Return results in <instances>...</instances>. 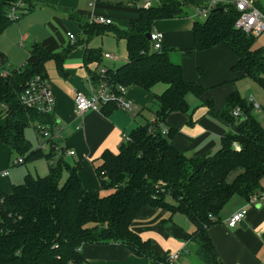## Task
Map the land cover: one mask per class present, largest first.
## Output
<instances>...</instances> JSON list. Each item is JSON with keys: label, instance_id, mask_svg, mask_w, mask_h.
I'll return each instance as SVG.
<instances>
[{"label": "trees", "instance_id": "obj_1", "mask_svg": "<svg viewBox=\"0 0 264 264\" xmlns=\"http://www.w3.org/2000/svg\"><path fill=\"white\" fill-rule=\"evenodd\" d=\"M15 1L0 0V33L12 23L7 14ZM23 1L28 9L34 7V2L57 4V0ZM201 5L194 0H161L147 9L139 7L137 16L124 28L88 24L80 12L65 8L87 39L107 32L125 41L126 62L106 69L104 74L112 88L138 86L150 91L157 83L166 85L162 93L153 95L158 106L155 119L134 127L128 134L130 139L123 141L117 152L101 153L100 163L95 166L97 188L82 186L78 163L70 165L62 154L55 159L53 142L47 152L32 148L25 129L33 126L36 130L39 123L50 130L55 120L51 113L26 108L19 100L28 80L37 75L47 78L48 61L63 71L68 54L84 40L59 51H48L34 41L29 54L37 57L36 62H26L11 71L3 67L0 54V118H4L0 141L26 161L39 157L48 161L45 175L26 174L9 193L0 190V264H80L85 243L111 242L162 264L167 256L158 255L151 242L131 228L146 205L170 214H184L194 225L189 237L196 244L197 256L206 264H221L208 229L218 223L221 209L232 196L247 201L260 188L264 177V129L251 114L252 101L237 91L227 96L221 109L214 107L210 97L201 99L206 89L185 80L182 64L170 55L174 50L163 46L154 50L145 36L155 21L184 17L186 7ZM238 15L235 6L228 3L210 9L203 20L194 19L193 44L183 51L222 45L236 56L232 71L240 72L264 90V45L254 47L255 36L235 26ZM101 55L99 49L86 47L82 62L85 66L99 63ZM88 73L93 85L103 78L99 72L88 69ZM188 94L201 100L208 107L207 114L229 128L221 136L219 147L201 157L178 151L172 144L177 128L166 121L171 112H190ZM106 104L116 107L113 102ZM236 106L240 110L237 117L231 113ZM261 109L264 111V103ZM103 190L108 192L102 194Z\"/></svg>", "mask_w": 264, "mask_h": 264}, {"label": "crops", "instance_id": "obj_2", "mask_svg": "<svg viewBox=\"0 0 264 264\" xmlns=\"http://www.w3.org/2000/svg\"><path fill=\"white\" fill-rule=\"evenodd\" d=\"M61 1L68 4L72 2L71 0ZM105 1H100L96 12L110 17L112 24L116 25V22H121L122 28L126 27L129 21L138 14V7L134 5L119 6L115 5L118 0ZM194 1L198 4L206 2V0ZM253 1L264 10V0ZM109 7H116L120 11L105 12L104 10ZM88 10L86 12L79 11L85 19ZM193 21V18L182 17L157 20L154 22L152 30L164 34L163 47L174 50L170 55L173 54V59L177 55V59H175L182 64L185 80L195 82L206 89L201 99L205 100L210 97L214 102V107L221 109L226 105L227 96L234 91L245 98V92L249 90L251 84L245 80L248 77L240 72L232 71L231 67L236 61V56L231 51L222 45L206 50L195 49L188 53L183 51L193 44ZM75 41L77 39L70 40L68 44ZM40 43L48 51L60 50L52 38ZM86 47H88L87 43H81L68 54L63 64V71H58L55 66L52 71L46 67L47 78L51 83L55 97V107L51 113L55 125L50 129V138L43 139L35 132L36 143L33 144L31 139L27 138L26 133L25 136L33 149H38L40 144L45 143L44 151L46 152L49 150L50 143L53 142L55 159L62 154L70 165L78 163L80 165L78 171L80 182L84 188L90 189L99 187L95 166L100 163L101 153L104 150L117 152L124 141V134L128 135L137 125H143L145 122L155 119V111L158 106L153 100V95L162 93L166 85L157 83L150 91L138 86L127 88V96L135 103L136 109L134 110L138 111L134 118H130L126 111L110 104L102 105L98 111L89 110L77 115L74 111L76 92L81 91L88 94L93 85L88 80L90 76L88 69L91 72H99L101 68L115 69L126 62L127 58L125 50L124 54H111L112 58L102 57L99 63L92 62L85 66L82 56ZM101 53L108 52L101 50ZM36 60L35 55H30L27 61L34 63ZM189 95L192 94L187 95L190 112H171L166 121L169 125L177 128V132L172 138V144L178 151L187 156L201 157L213 153L219 147L221 136L227 133L229 128L208 115V107L202 105L201 100ZM3 124L4 118H0V126ZM31 127L33 128V126ZM68 149L74 150V154L67 155L66 150ZM12 153L14 152L0 141V172L7 171L6 175L0 177V190L5 193L11 191L12 185L21 183L26 174L32 176L46 174L40 173L41 175H39L34 165L38 161L44 160V157L13 164ZM31 163L36 174L31 173L29 168ZM45 166L48 172V161ZM256 193L261 195V198L253 205L247 204V201L240 196H238L239 199L232 200L237 195L232 196L221 209L218 223L208 229V235L221 264H264V177L261 179L260 188ZM241 208L247 210L244 218L235 226H228V218ZM131 228L141 238L148 239L158 255L166 257L172 252H179L177 260L170 263L165 258L162 264H206L195 252L196 244L189 237V234L194 230V225L184 214L178 212L170 214L165 209L146 205L140 209L132 221ZM81 251L84 261L80 264H155L150 259L136 256L124 246L114 242L85 243Z\"/></svg>", "mask_w": 264, "mask_h": 264}, {"label": "built area", "instance_id": "obj_3", "mask_svg": "<svg viewBox=\"0 0 264 264\" xmlns=\"http://www.w3.org/2000/svg\"><path fill=\"white\" fill-rule=\"evenodd\" d=\"M101 0H87L88 14L87 22L90 24L107 25L112 24V19L103 13L96 12L97 5ZM161 0H118L122 4L134 5L136 7H143L145 9L158 4ZM232 3L239 15L235 21V26L244 30L245 32L251 33L254 36L259 35L264 31V13L255 5L253 0H206L201 6L193 7L197 16L205 18L215 6L221 4ZM25 10H28L26 3L23 0H17L11 3L8 10V18L11 21H17L21 15L24 14ZM70 40H75V35L72 32H67ZM150 42L154 50L161 49L163 46L164 34L157 30H152L150 33ZM25 37H22V41ZM103 58H112L109 53H102ZM106 69L101 68L99 73L102 75V79L96 84L92 85L88 94L81 91L76 92L74 97V111L77 115H81L86 111H98L103 104L113 102L117 108L130 112L136 109L135 103L127 96V88L123 85H117L116 88H112L107 79H105ZM5 75V72L3 73ZM19 100L23 106L29 109H34L41 113H52L55 107V97L52 90V86L48 78L37 75L32 79L28 80L23 89L21 90ZM252 100L251 98L249 99ZM254 106L258 107V104ZM232 115L237 117L240 115L239 107H235L232 110ZM36 130L40 137L50 138V130L43 124H37ZM58 135V134H57ZM128 135H123V140H129ZM39 147L43 150L46 149V144L42 143ZM66 154L71 156L74 154V150H66ZM22 157L15 158L12 163L20 164L23 163ZM7 174L4 170L0 172V177ZM261 195L254 193L251 194L247 200V204L253 205ZM246 208H241L234 212L227 220V225L230 227L235 226L240 220L246 215ZM179 258V252H172L167 255V261L170 263L174 262Z\"/></svg>", "mask_w": 264, "mask_h": 264}, {"label": "rangeland", "instance_id": "obj_4", "mask_svg": "<svg viewBox=\"0 0 264 264\" xmlns=\"http://www.w3.org/2000/svg\"><path fill=\"white\" fill-rule=\"evenodd\" d=\"M71 1L72 4H68L59 0L55 5H46L34 2V7L32 9L25 10L24 14L21 15L17 21H12V23L0 33L1 63H3L5 70H15L21 67L23 63L28 62L27 60L30 57L29 50L33 41L41 42L48 38H52L61 50L68 45L70 40L67 37V32L71 31L72 33L74 32L77 41L84 40L89 48L99 49L100 51L102 50L115 55L118 53H125V41L123 39H116L112 33L106 32L102 34H93L87 39L85 34L78 27V22L69 19L68 12L65 10V8H68L76 12H86L88 10L87 0ZM115 10L120 11V9L116 7H109L104 11L107 13H114ZM185 11L187 15L182 18L203 20L202 17L196 15L195 9L193 7H186ZM83 19L85 18L83 17ZM116 25L118 27H123L121 22H116ZM22 37H25V40L22 41ZM261 45H264V31L255 36L254 47H259ZM172 55L173 54H171V56ZM175 58L177 59V55ZM175 58L173 59L174 61H176ZM45 66L52 71L54 70L55 64L53 61H49L45 64ZM245 80L251 84L249 90L245 92V99H249V97H251L253 105L258 104V107H252L251 114L259 121L262 128L264 129V111L261 109V106L264 102V90L251 79L246 78ZM189 96L193 97V95ZM136 111L137 110H132L127 112V115L130 118H134L138 112ZM33 128H27L25 133L27 138H30L32 143L35 144L36 130ZM36 134L39 135L38 132H36ZM12 155V159L14 160L17 155L15 153H12ZM46 162L44 159L34 164L39 175H41L40 173H47V167L45 166ZM29 168L31 169L32 174L37 173L32 169V163L29 165ZM63 178H65V176ZM107 192L108 190H103L102 194H106ZM237 199H239L238 196H234L232 198V200Z\"/></svg>", "mask_w": 264, "mask_h": 264}, {"label": "water", "instance_id": "obj_5", "mask_svg": "<svg viewBox=\"0 0 264 264\" xmlns=\"http://www.w3.org/2000/svg\"><path fill=\"white\" fill-rule=\"evenodd\" d=\"M218 9H224V8H223V7H219ZM145 36H146V39H147V40H150V34H149V33H146Z\"/></svg>", "mask_w": 264, "mask_h": 264}]
</instances>
